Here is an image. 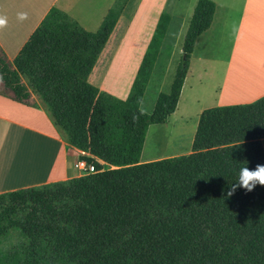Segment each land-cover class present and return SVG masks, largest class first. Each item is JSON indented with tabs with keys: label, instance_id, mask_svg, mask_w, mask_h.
Wrapping results in <instances>:
<instances>
[{
	"label": "trees",
	"instance_id": "trees-1",
	"mask_svg": "<svg viewBox=\"0 0 264 264\" xmlns=\"http://www.w3.org/2000/svg\"><path fill=\"white\" fill-rule=\"evenodd\" d=\"M125 2L114 0L94 31L51 6L11 62L0 49L6 93L20 103L36 93L95 168L0 192V264H264V186L227 196L241 167L264 164V94L202 109L189 152L138 162L148 126L175 109L214 3L195 0L169 88L146 113L139 103L168 12L159 13L123 99L87 81Z\"/></svg>",
	"mask_w": 264,
	"mask_h": 264
},
{
	"label": "crops",
	"instance_id": "crops-1",
	"mask_svg": "<svg viewBox=\"0 0 264 264\" xmlns=\"http://www.w3.org/2000/svg\"><path fill=\"white\" fill-rule=\"evenodd\" d=\"M131 1L126 0L87 76L90 84L120 99L126 96L133 77L127 83L121 80L112 83L114 88L109 90V55L122 45L123 39L134 38L141 41L143 53L162 11L139 10L136 6L130 11ZM212 2L210 24L194 41L205 37L206 33L211 34L215 28L218 35H226L227 41L218 52V47H207L204 54L209 55L201 59L204 64L218 62L217 86L211 92L214 103L218 106L250 102L264 94V0ZM112 3L113 0H0V14L8 18L7 27L0 29V49L11 62L51 6L66 13L84 30L94 31ZM19 12H27L28 19L19 21ZM190 66L189 60L180 91L193 84L187 77ZM201 67L204 73V65ZM196 79L198 82L199 78ZM175 151L170 149L166 154L154 156L142 154L140 149L138 162L173 156ZM79 156L80 150L65 141L36 93L30 91L28 103H20L12 99L0 83V192L78 176L73 162Z\"/></svg>",
	"mask_w": 264,
	"mask_h": 264
},
{
	"label": "rangeland",
	"instance_id": "rangeland-1",
	"mask_svg": "<svg viewBox=\"0 0 264 264\" xmlns=\"http://www.w3.org/2000/svg\"><path fill=\"white\" fill-rule=\"evenodd\" d=\"M129 3L131 5L129 7L130 11L136 6L139 10H165L170 15V21L167 24L149 80L139 103V108L149 113L158 92H166L169 88L195 0H132ZM231 25L230 23L229 26L231 27ZM226 41V35H218L217 28L211 34L210 32L206 33L205 37L201 36L194 41L189 59L191 66L187 75L188 81L191 79L193 84L191 88L184 87L180 91L175 109L168 115L165 123L150 124L148 126L141 146L142 154L156 156L166 154L170 149H176L174 154L177 155L190 150L197 122L196 114L202 108L217 106L211 92L212 88L217 86L215 77H218L216 76L219 72L218 62L204 64L201 59L209 55L204 54L207 47H218V50H216L218 52ZM122 42V45L109 55L110 61L109 59L107 61L109 66V90L114 88L112 83H117L120 80L127 83L132 79L142 53L143 47L138 38L123 39ZM210 56L216 57L217 54ZM202 65L205 68L204 73L201 69ZM196 78H199L198 82L200 84H198ZM104 81L106 83V79ZM261 144L264 149V139L261 140ZM103 167H107V165L103 164Z\"/></svg>",
	"mask_w": 264,
	"mask_h": 264
},
{
	"label": "clouds",
	"instance_id": "clouds-1",
	"mask_svg": "<svg viewBox=\"0 0 264 264\" xmlns=\"http://www.w3.org/2000/svg\"><path fill=\"white\" fill-rule=\"evenodd\" d=\"M19 21L28 19L27 12L17 13ZM8 25V18L0 14V29L6 28ZM3 82V76L0 75V83ZM257 185L264 186V164H257L254 169L243 166L239 169V174L236 183L231 185L227 196H231L238 188L244 189L246 192H252Z\"/></svg>",
	"mask_w": 264,
	"mask_h": 264
},
{
	"label": "built area",
	"instance_id": "built-area-1",
	"mask_svg": "<svg viewBox=\"0 0 264 264\" xmlns=\"http://www.w3.org/2000/svg\"><path fill=\"white\" fill-rule=\"evenodd\" d=\"M80 155H85V152L80 150ZM73 167L78 171L79 175L88 174L95 171L94 166L83 158H76L73 162Z\"/></svg>",
	"mask_w": 264,
	"mask_h": 264
},
{
	"label": "bare ground",
	"instance_id": "bare-ground-1",
	"mask_svg": "<svg viewBox=\"0 0 264 264\" xmlns=\"http://www.w3.org/2000/svg\"><path fill=\"white\" fill-rule=\"evenodd\" d=\"M25 164H26V163H25ZM21 165H22V167H24V166H25V165H24V163H23V164H21ZM21 165H19V166H18V168H19ZM23 165H24V166H23ZM16 171H18V170H16ZM18 173H19V172H18Z\"/></svg>",
	"mask_w": 264,
	"mask_h": 264
}]
</instances>
